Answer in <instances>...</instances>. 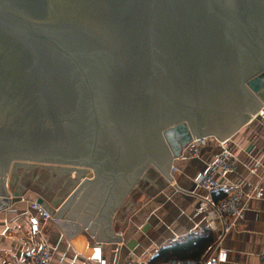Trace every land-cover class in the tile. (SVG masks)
<instances>
[{
    "label": "water",
    "instance_id": "water-1",
    "mask_svg": "<svg viewBox=\"0 0 264 264\" xmlns=\"http://www.w3.org/2000/svg\"><path fill=\"white\" fill-rule=\"evenodd\" d=\"M262 104L264 0H0V198L19 168L80 173L59 209L36 201L60 218L79 196L64 218L86 204L116 259L112 218L147 169L190 193L174 158Z\"/></svg>",
    "mask_w": 264,
    "mask_h": 264
},
{
    "label": "crops",
    "instance_id": "crops-1",
    "mask_svg": "<svg viewBox=\"0 0 264 264\" xmlns=\"http://www.w3.org/2000/svg\"><path fill=\"white\" fill-rule=\"evenodd\" d=\"M255 113L244 127L229 137L231 150L238 162L234 173L218 180L216 191L221 190L223 185H228V188L221 191H231L240 175H245L248 182L255 181L256 178L248 174V168L254 164H259L261 173H264V118H252ZM217 152V147L210 146L199 159L175 161L179 171L173 175V181L178 188L190 193L177 189L156 168H148H152L157 175L147 180V187L159 188V181L163 186L156 195L148 197L137 207L131 197L123 210H119L131 192L119 206L110 226L112 232L121 237L117 259L118 241H96L98 227L93 236L87 231L95 213L85 228L77 221L86 204L74 220L64 218L79 196H76L58 223L40 220V236H31L29 217L35 215L30 209L31 202L40 196L49 199L44 196L41 187L54 182L59 172L64 171L34 165L19 168L9 180L11 191L20 192L21 195H4L0 198V264H27L26 253L31 246L23 240L29 241L30 245L32 242L45 241L52 252V264H99L100 260H105V264H114L115 260V264H122L130 254L135 259L149 260L161 247L179 242L190 233L209 229L205 218L196 210L210 198V193L198 187L197 179L207 164L215 159ZM86 172L84 178L91 179L92 171ZM69 173L75 174L74 182L73 175ZM66 175L69 178L66 176L65 180L72 182L73 190L81 182L82 175L75 172H66ZM17 186L21 188L19 191ZM61 203L57 206L60 207ZM127 205L130 207L126 208ZM173 238L177 239L173 241ZM223 248L228 255L226 262L221 264H264V200L259 210L252 201L248 202L243 220L227 235Z\"/></svg>",
    "mask_w": 264,
    "mask_h": 264
},
{
    "label": "built area",
    "instance_id": "built-area-1",
    "mask_svg": "<svg viewBox=\"0 0 264 264\" xmlns=\"http://www.w3.org/2000/svg\"><path fill=\"white\" fill-rule=\"evenodd\" d=\"M252 118H264V104ZM210 146L217 147L218 152L215 159L207 164L205 170L197 179L198 187L210 193V198L207 201H203L196 211L205 218L209 229L216 233L214 240L206 247L200 258L196 260L171 258L160 264H221L226 262L228 254L227 250L223 248L225 238L243 220L245 211L248 209V202L252 201L255 204V208L259 210L264 200V173H261L259 164H254L248 168V174L254 176L256 178L255 181L248 182L245 175H240L231 191L225 192L223 196L213 197L214 192L219 193L224 188H228V185H223L221 190L216 191V187L219 186L218 180L228 178L236 170L238 160L231 150L229 138L219 141L209 136L192 137L178 158L179 160L199 159L203 151ZM175 159L170 166V176L172 178L179 171L174 163L177 161ZM10 188L8 185L6 186L8 194L6 197L12 196ZM30 209L35 214L29 217L31 236H40V220L59 222V218L52 217L53 215L42 203L33 201L30 204ZM55 209H59V206L55 207ZM176 239L173 238V241ZM23 242L31 246L26 253L27 264H52V252L45 241L32 242L31 245L27 240H23ZM133 257L130 254V257L125 259L122 264H151L149 260L135 259ZM99 264H105V260H100Z\"/></svg>",
    "mask_w": 264,
    "mask_h": 264
},
{
    "label": "rangeland",
    "instance_id": "rangeland-1",
    "mask_svg": "<svg viewBox=\"0 0 264 264\" xmlns=\"http://www.w3.org/2000/svg\"><path fill=\"white\" fill-rule=\"evenodd\" d=\"M175 160H179V158H176ZM47 167H51V166H47ZM62 170L64 171L65 169H62ZM57 172H58V170H57ZM59 173H60V175H58L56 177V180L54 182H51L49 185H46V186L43 185V187H41V191H42V193H44V196L49 198V199H46L47 202L49 204L54 203L53 207H57V204L63 202L69 196L70 192L72 191L71 189L73 188L72 182H74V180H75V177H74L75 174L69 173L70 175H73L72 176L73 177L72 182L70 180H67L66 182H62V180L67 179L66 176H68V178H69V175H66V171L59 172ZM156 175H157V173L155 171H153L152 168L147 169L146 178H143V179L141 178L139 180V182L137 183V186L134 187V189L128 195L129 197L126 199V201L120 207L119 210H123L124 206L127 204V202L130 200L131 197H133L132 202L135 203L136 207H137L139 204L145 202L148 197H152V196L156 195L160 190L159 188H162V186H163L161 181H159V185H160L159 188L147 187L148 186L147 180L153 179ZM167 181H169V180L167 179ZM169 182H171V181H169ZM17 188L19 190L21 189L18 186H17ZM129 207H130V205H127L126 208H129Z\"/></svg>",
    "mask_w": 264,
    "mask_h": 264
},
{
    "label": "trees",
    "instance_id": "trees-1",
    "mask_svg": "<svg viewBox=\"0 0 264 264\" xmlns=\"http://www.w3.org/2000/svg\"><path fill=\"white\" fill-rule=\"evenodd\" d=\"M224 191L214 192L213 197L223 196ZM214 240L213 232L210 229H204L198 233H190L181 241L170 246L161 247V249L149 259L151 264H160L171 258L196 260L205 251L206 247Z\"/></svg>",
    "mask_w": 264,
    "mask_h": 264
},
{
    "label": "bare ground",
    "instance_id": "bare-ground-1",
    "mask_svg": "<svg viewBox=\"0 0 264 264\" xmlns=\"http://www.w3.org/2000/svg\"><path fill=\"white\" fill-rule=\"evenodd\" d=\"M67 180H64V182H66Z\"/></svg>",
    "mask_w": 264,
    "mask_h": 264
},
{
    "label": "flooded vegetation",
    "instance_id": "flooded-vegetation-1",
    "mask_svg": "<svg viewBox=\"0 0 264 264\" xmlns=\"http://www.w3.org/2000/svg\"><path fill=\"white\" fill-rule=\"evenodd\" d=\"M171 175V174H170ZM170 178H171V176H170Z\"/></svg>",
    "mask_w": 264,
    "mask_h": 264
}]
</instances>
